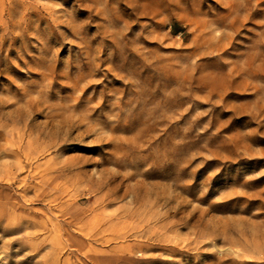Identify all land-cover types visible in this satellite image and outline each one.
Returning <instances> with one entry per match:
<instances>
[{
    "label": "rangeland",
    "instance_id": "rangeland-1",
    "mask_svg": "<svg viewBox=\"0 0 264 264\" xmlns=\"http://www.w3.org/2000/svg\"><path fill=\"white\" fill-rule=\"evenodd\" d=\"M0 264H264V0H0Z\"/></svg>",
    "mask_w": 264,
    "mask_h": 264
}]
</instances>
